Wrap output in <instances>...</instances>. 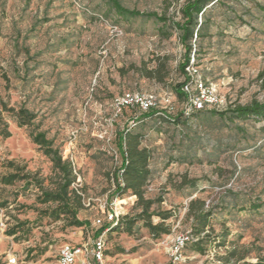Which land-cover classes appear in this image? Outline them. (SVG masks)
<instances>
[{"label":"rangeland","instance_id":"rangeland-1","mask_svg":"<svg viewBox=\"0 0 264 264\" xmlns=\"http://www.w3.org/2000/svg\"><path fill=\"white\" fill-rule=\"evenodd\" d=\"M120 1L171 22L182 20L188 0ZM206 19L196 43L202 74L218 86L226 108L264 102V0H221ZM179 34L170 23L120 17L107 0H0V99L37 113L42 130L73 163L72 188L83 201L77 219L86 223L70 226L71 217L52 218L57 205L39 201L41 188L34 180L0 185V202L6 204L0 209V264H11L14 256L16 264H57L63 243L91 244L102 228L97 221L105 224L110 212L129 219L106 234L109 264H168L169 241L174 233L192 231L187 212L199 199L207 208L221 202L230 207L211 221L206 251H194L190 243L184 264H227L234 247L244 251L246 261L264 256L263 215L248 205L242 211L231 208L232 194L239 200L264 198V119L230 121L206 111L177 125L158 116L133 120L130 110L117 114L114 108V99L128 91L174 93L182 78ZM145 69L161 70L163 79L146 77ZM2 116L11 136L0 135V173L12 172L8 161L27 164L42 186L53 189L51 162L29 129L6 112ZM127 129L139 132L142 146L153 150L155 178L146 197L163 201L152 210L174 214L167 221L171 233L159 239L134 221L142 210L135 195L112 199L113 173L121 162L118 133ZM224 226L231 235L219 246L216 235ZM12 230L17 233L10 235Z\"/></svg>","mask_w":264,"mask_h":264},{"label":"trees","instance_id":"trees-1","mask_svg":"<svg viewBox=\"0 0 264 264\" xmlns=\"http://www.w3.org/2000/svg\"><path fill=\"white\" fill-rule=\"evenodd\" d=\"M221 0H188L181 9L182 20L169 22L165 16L159 15L155 12H140L136 9H129L125 7L120 0H107L112 9L120 16L125 18H145L156 20L159 23H170L175 29L179 31V39L183 46V57L179 64V71L182 78L175 84L174 93L167 92L169 95L185 101L186 96L183 92V87L192 82V78L188 75L187 68L190 66L191 61L195 58L197 52V39L201 36V32L205 23L207 22L208 12ZM204 20V21H203ZM197 64V63H196ZM161 70H144L146 77H158L161 81ZM0 135L3 138H9L11 132L9 124L2 116L4 112L11 115L12 120L20 127H27L29 129V136L32 142L38 146V151L47 157L52 165V170L56 176V182L53 189H46L42 186L43 182L38 180L36 174L28 169L27 164L21 165L16 161H8L6 167L12 170L7 174L0 173V185H14L19 181H26L27 184H32V180L41 188V194L38 197L39 201L43 204L55 203L57 206L50 211V215L54 219H59L61 215H66L74 219L70 226H83L86 223L77 219L78 212L83 208V201L81 194L72 188L77 180L75 174V167L73 163L64 158L62 149L56 144L53 138L48 136L47 131L42 130V124L38 120V115L34 111L28 109L24 105L16 108L9 106L8 103L0 99ZM130 110L132 119L135 120L139 116L150 118L158 116L164 120L180 125L185 119L190 118L195 114H202L206 111L215 112L222 119L235 121L243 120L246 118L255 117L257 119H264V102L253 101L246 105H237L234 108H225L223 110H199L186 115L183 111L179 110L175 114H168L163 110L153 109L148 112H141L137 108H126L123 110ZM143 136L139 132H131L130 129L118 133L117 148L121 158L120 166L115 169L113 173V181L115 190L112 194V199L121 198L127 192H131L137 197L136 205L142 207L134 221L143 222L151 236L154 239H159L163 235L171 233L172 224L167 223L174 216L172 210H157L152 207L156 203H161L162 198H147L146 194L150 183L155 178V173L150 167V162L153 159V150L142 146ZM231 194V192H228ZM234 197L231 208H239L242 210L249 207L252 213H260L264 217V198L253 197L248 195L245 200H239L236 194ZM120 200V199H117ZM241 202V203H239ZM4 202H0V209L5 207ZM230 204L221 202L212 205L210 208L202 200H192L187 212L188 217H192V231L193 240L190 242L191 248L194 251L204 253L206 251L207 240L211 237L209 229L213 232L211 221L215 218L216 214L223 208H228ZM157 217L160 222L155 223L153 218ZM129 219L126 217H119L117 225H110L105 223L104 227L97 230L95 237L103 232L107 227L110 231L123 226V221ZM131 221V220H130ZM129 224L132 223V221ZM16 230H12L10 235H15ZM231 235L229 227L224 226L223 230L216 235L219 240L218 245L224 246L228 237ZM188 243V245L190 244ZM186 246V248L188 247ZM185 248V250H186ZM251 252V250H247ZM234 259V262H232ZM227 264H264V256L258 255L255 262L246 261L244 251L242 252L237 247L229 251Z\"/></svg>","mask_w":264,"mask_h":264},{"label":"built area","instance_id":"built-area-1","mask_svg":"<svg viewBox=\"0 0 264 264\" xmlns=\"http://www.w3.org/2000/svg\"><path fill=\"white\" fill-rule=\"evenodd\" d=\"M188 75L192 82L183 87L186 96L181 106H178V99L167 92L156 94L153 92L128 91L120 94L114 99V108L117 114L122 113L126 108H137L141 112H148L153 109L163 110L168 114H175L181 110L186 115L206 109H225V100L220 95L218 86L206 78L200 67L192 59L187 68ZM120 215L110 212L106 218L107 224L117 225ZM104 227L102 220L97 221ZM110 231L107 227L103 232L90 242L80 244L63 243L57 253V264H109L106 260V234ZM191 231L174 233L167 247L168 264H184L185 248L193 240ZM11 264L17 263V258H10Z\"/></svg>","mask_w":264,"mask_h":264},{"label":"bare ground","instance_id":"bare-ground-1","mask_svg":"<svg viewBox=\"0 0 264 264\" xmlns=\"http://www.w3.org/2000/svg\"><path fill=\"white\" fill-rule=\"evenodd\" d=\"M117 204H118V202H117ZM118 213V212H117ZM119 214V213H118Z\"/></svg>","mask_w":264,"mask_h":264}]
</instances>
